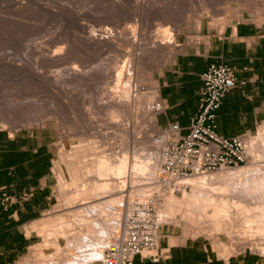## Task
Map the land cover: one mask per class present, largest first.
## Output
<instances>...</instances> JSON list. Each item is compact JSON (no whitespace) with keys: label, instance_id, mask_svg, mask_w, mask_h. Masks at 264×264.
<instances>
[{"label":"rangeland","instance_id":"1","mask_svg":"<svg viewBox=\"0 0 264 264\" xmlns=\"http://www.w3.org/2000/svg\"><path fill=\"white\" fill-rule=\"evenodd\" d=\"M256 3L264 5V0H243L241 2H237V0H0V130L48 126L57 132L51 188L53 205L44 219L35 224L36 228L39 229L46 223L55 222L58 215L70 209L68 198L74 194L75 189L80 188L83 178L96 176L93 172L95 171V158L100 153L98 151H102L106 147V145H103L105 146L103 147L102 144L108 142V140H102L98 137L99 133L97 132H105L107 126H111L108 123H112L110 122L112 119L113 122L116 121L117 125L119 122L118 126H121L119 128L122 129V133L119 128L118 133H115L118 135L116 137L118 139L115 140L116 144L122 142V145H118L122 147V151L126 149V145L123 144L126 143V139L134 136V138H130V140H133L137 136L139 141L137 140L134 145L131 142L129 145L131 152L129 151V153L135 152V155L138 154L141 159H147L145 161H154L151 162L154 163L153 165L156 164V166H152L154 170L160 163L159 169L157 168L159 173L157 172V179L155 180L150 175L143 174L142 176L139 172L137 173L139 178L133 176L134 174L131 175L133 177L130 179L123 178L126 179V184L128 183L127 188L137 183L136 187L134 185L135 189L147 190L146 188L152 187L150 189L156 195L160 193L162 195L159 194L161 200L158 201V207L160 209L161 204H164V199L171 194L165 192L161 187L159 188L160 155L162 150L172 141V136L165 129L160 128L158 124L157 130H152L150 126H147L149 124V114L155 115L156 120L159 115V112L155 109L160 101L153 84L158 83V75L180 51L182 44H193L202 39L200 37L202 26H209L210 28L221 26L223 28L228 19L241 17L243 14L252 16L259 24L264 23V10H258L255 7ZM201 4H205L207 9L200 10L199 6ZM196 11H198L197 15L201 21L199 28L196 27V19L193 16ZM219 13H222V15L216 16ZM161 29L166 31H161ZM104 32L109 33V40L113 39L112 45L102 43L103 45L98 46L89 41L91 36ZM161 32L165 36H162ZM157 38H159L158 40L163 38L162 40L166 39V41L170 38V41L168 40L170 44L174 43L172 52L166 50L170 54L160 50H158L160 52L154 51L152 48L154 43L152 42L157 41ZM146 50L152 53H146L149 52ZM163 61H165V64L162 66ZM73 68L75 73L72 72ZM77 68L80 70H77ZM119 73H121V76L118 75L119 78H117L116 74ZM52 80L57 83H53ZM125 88H128L130 94L127 93ZM112 100L117 105L112 103ZM114 107L118 111L114 110ZM85 109L89 111L87 110L88 114L83 115L86 112ZM112 112L115 113L114 118L111 116ZM2 122H5V124H1ZM88 122L95 124L92 127L93 131L91 130V132H95L94 134H88V131L84 133V127L89 125ZM127 125H129V129H127ZM125 128L127 131L133 129L134 134L130 131L128 136H125ZM259 129L264 130V122L259 125ZM259 129L254 133L243 134L248 136L246 141L253 138L254 141L258 140L257 143L255 141L256 147H259L261 143ZM110 130H107V134L112 131ZM109 136L107 137L110 138L111 136ZM256 136L259 138L256 139ZM147 139L150 140L151 147ZM98 140L101 141V145L97 142ZM81 143L85 148L86 155L80 148ZM98 146L99 148H97ZM250 152L257 158L258 154L256 152ZM148 157H151L152 160L151 158L148 160ZM93 158L95 161H93ZM83 163L85 165H82ZM248 167L250 166L244 168ZM86 168H92L93 171H91L92 169L90 173L84 171ZM83 172L88 176L86 177ZM216 173L218 172L210 174L215 175ZM129 180L135 183L130 184ZM78 184L80 185L78 186ZM129 184L131 186H128ZM135 189L132 187V190ZM184 191L190 192L191 188L181 189L172 195L182 199ZM135 195H132V197ZM128 196L129 194L125 197V200ZM106 207L104 206V209ZM192 207L194 205L189 208L192 209ZM120 208L123 211L120 212L121 214L119 213L121 215H119L120 219L117 216L119 220L124 216L127 207L125 209ZM106 210L108 211V208ZM175 210L172 218L169 217L168 213H166L167 215L164 213V218H167V221L162 218L161 228L169 229L170 234L173 236H181V241L189 238L192 243L206 248L214 257H223V252H221L223 248L217 243V240L220 239L227 245H231L223 232L219 230L218 234L217 230L215 231L213 228L214 225L212 223L207 224V221L205 224L203 222L199 225L198 223L187 224L181 220L183 209L178 206ZM209 213H213L212 208H209ZM91 215H93L92 219H96L98 209H95ZM69 217L71 218V216ZM119 220L116 224V230L120 223ZM187 227L188 232L191 233L184 238L185 228ZM238 228H235V230L240 229ZM102 229H99V236H96L100 241V245L102 244L99 246L100 248L97 247L99 242L97 243L96 239L94 241L89 239L86 242V250L80 254L75 252L71 254L81 256L86 264H99L112 237L111 231L106 236L104 227ZM213 232H216L215 237ZM207 234H210L212 238ZM38 235V245L35 252L43 256L37 264H62V259H64L66 253L55 249V237L52 239L51 236L49 239L46 234ZM248 237L264 239V235L260 237L255 230L248 232ZM261 243L263 246L262 244L260 246L264 247L263 240ZM64 245L65 242L62 243V247ZM94 247H97V249H94ZM259 248L248 245L241 252H251L258 256L264 264V255H262ZM93 250L100 251L101 259L98 255L99 259H95L96 256H93L92 259L90 255L91 258L89 256L87 258L83 257L88 255V251V253H91Z\"/></svg>","mask_w":264,"mask_h":264},{"label":"crops","instance_id":"2","mask_svg":"<svg viewBox=\"0 0 264 264\" xmlns=\"http://www.w3.org/2000/svg\"><path fill=\"white\" fill-rule=\"evenodd\" d=\"M200 29L202 39L182 44L158 75L163 105L158 126L166 129L169 122H177L182 135L188 134L200 108L201 75L211 66L226 65L238 82L217 112L216 133L225 138L254 133L264 122V23L243 14L228 19L223 28ZM56 138L48 126L0 130V188L12 197L26 196L12 208L0 206V264H26L25 257L38 245L39 235L31 229L53 205ZM180 238L161 228L157 245L162 258L137 256L135 264H263L251 252L214 257L189 238Z\"/></svg>","mask_w":264,"mask_h":264},{"label":"bare ground","instance_id":"3","mask_svg":"<svg viewBox=\"0 0 264 264\" xmlns=\"http://www.w3.org/2000/svg\"><path fill=\"white\" fill-rule=\"evenodd\" d=\"M241 1H243V0H237V2H241ZM256 1H258V0H256ZM142 6H143V4H142ZM255 7L258 10H264L263 4L256 3ZM199 9L200 10H206L207 6L205 4H201L199 6ZM197 13H198V11H196L193 16H195V19H196V23H197L196 27L199 28L201 26V21L197 15ZM219 15H222V13H219L216 16H219ZM164 23H166V22H164ZM161 31H164V30L161 29ZM101 32H103V31H101ZM169 33H172V32H169ZM161 34H163L162 36H165L163 32H161ZM167 36L168 35L166 34V37ZM109 38H110L109 33H107V32H104L101 34L96 33L95 35L91 36V38H89V41H92L91 43H93V44L95 43L99 46L100 44L103 45L104 43L111 44L113 42L112 41L113 39L111 38L109 40ZM158 39L159 38H157V41L152 42V43H154L152 48L154 49L155 52H160V51L166 52V50H169V51L171 50V52H172L173 47H174V43L171 41L172 44H170V42H169L170 38L168 39L169 41L167 40L168 42L166 41V39L162 40L163 38L161 40H158ZM139 45H141V44H139ZM104 46H106V45H104ZM144 49H145V47H144ZM149 50H146V51H149ZM158 50H160V51H158ZM146 53L150 54L152 52L149 51ZM168 54H170V52H168ZM165 61H163L162 66L165 64ZM72 70L71 71L74 72V68ZM77 70H80V69L77 68ZM81 72H82V70H81ZM120 72H122V71H120ZM77 73H78V71H77ZM70 74H72V73H70ZM72 75H71V77H72ZM78 75L80 77V73ZM116 75H117V78H119L121 76V73L116 74ZM118 75H119V77H118ZM75 76H77V75L75 74ZM51 79H53V78H51ZM56 79L58 80L57 77H56ZM75 79H76V77H75ZM49 80H50V78H49ZM52 81H53V83L56 82L54 80H52ZM118 81H119V79H118ZM153 86L157 90L156 93L158 94V92H159L158 91V85L156 83H154ZM126 89H127V93H129L128 88H125V90ZM130 92H131V90H130ZM73 95H75V94H73ZM107 95H108V93H107ZM75 98H76V96H75ZM76 99H78V98H76ZM110 100H108V101H110ZM129 100H132V99H129ZM108 101H107V103H108ZM132 101H134V100H132ZM137 101H139V100H137ZM112 103H115V101H113ZM136 103H138V102H136ZM112 107H113V105H112ZM120 107H121V105H120ZM113 109L115 110L116 108L114 107ZM87 110L88 109L84 110L86 112L83 115L88 114ZM131 114H130V116H131ZM135 114H133V115L135 116ZM113 115H115V113H113L111 116H113ZM115 117L117 118V116H115ZM113 118H114V116H113ZM112 120L110 121L112 123H108L111 126H107L108 128H110L112 130L111 131L110 129L107 128V130L111 131V132L109 131L110 132L109 134H107V132H108L107 130L105 132H102V131L97 132V133H99L98 137H100L102 140H104V139L108 140V142H106L107 144H102V146L106 145V147L103 146L105 148H103V150L101 149L102 151L97 149V150H99L98 152H100V153H98L97 157L95 158L96 159V162H94L96 164V165L94 164L95 167L93 166L96 172L93 171L92 168H91L92 170L90 168H86V170L84 169V171H87L89 173H90V170L93 171L96 174V176L94 175L95 177H88L86 179L83 178L82 184L81 185L78 184V186L80 185V188L78 187L79 189H75L74 194H72L68 198V201H69L68 204L70 205V207H69L70 209L66 210L65 213L63 212V214L58 215L57 220L55 222H51V224L46 223L42 228H39V229L36 228L34 225L31 229L32 231H35L38 234H46L47 238H49V239L51 236H52L51 237L52 239H53V237H55V239H54V240H56V248L55 249L66 253L64 259H62V264H86V263H84L83 258H81V256H75V255H72L71 253L75 252V253L80 254L84 250H86L85 249L86 248V242H88L89 239L93 240V241L96 239L95 241L97 243L99 242L97 247L101 246L102 244L100 245V241L96 237V236H99V229H102V227H104V230H105L104 232H106L104 234H106V236H107V234H109V232L111 231L110 234L112 235V233L116 230L115 229L117 226L116 224H118L117 221L120 219V217H119V215L121 214L120 212L123 211V210H121L120 207H123L122 209H125L126 207L128 208L129 203H130V199L132 198V195L136 194L138 196L145 197L151 192L152 188L150 189V187L146 188L147 190L140 189V188L135 189L137 183L134 184L135 187L132 184L133 185L132 187L135 190H132V187H129V188H131V190H129V188H127L128 183L126 184L127 178L130 179L133 176H137V173L139 172V174H141L142 176H143V174L144 175L147 174V175H150L152 177V179H154V180L157 179V172H158L157 170L159 169L158 167H160V163L158 164L159 165L157 167L158 169L155 167L156 170H154L153 169L154 167H152V166H156V164L153 165L154 163H151L154 161H145L147 159H145V160L141 159V157L138 156V154L135 155V152H132L131 154L129 153V151H130L129 145L131 144V142H133L132 145L137 143L138 139H137L136 135H135L136 138L133 140L132 139L130 140V138L132 136L129 139L128 138L126 139L127 140L126 143H123L126 145V149H125V147H123L125 149V151H122V149H121L122 147L118 146L119 144L122 145V142L117 145L116 141H115L118 139V138L116 139V137L118 136V135H116L118 133L117 130L121 126H118L120 124L119 122L117 125L116 121L113 122ZM114 120H116V119H114ZM145 120H147V119L145 118ZM126 123H127V121H126ZM148 123H147L148 124L147 126H150L151 127V128L149 127L150 129H152V130L156 129L157 130V120H156L155 115H153L152 113H151V115L149 114ZM1 124H5V122H2ZM93 124L89 123V125L85 126L84 130H83L84 133H85V131L86 132L88 131V134H90V133L92 134L93 132H91V130H92ZM108 124H106V125H108ZM128 126L129 125H127V127ZM127 129H129V127ZM127 129L126 128H125V130L123 129L124 133L126 131L125 136H128V133L130 131L132 132V130H133L131 128L132 130L127 131ZM89 130H90V132H89ZM100 130H103V129H100ZM120 130L122 133V129H120ZM259 131H260V138L258 137L259 135L256 136V139L258 137L260 139V142H261L259 144V147H256V145H255L256 140L254 141L253 137H251L253 139H249L248 141H246L247 148H248L249 152L253 151V152H256L258 154L257 158H259V159H258V161H256V163L252 164L248 168L243 167V168H239V169H230V170L226 169V170L219 171L215 175L204 174V175H201L199 177H191L187 180H184L183 183L189 185V187L191 188V191L190 192L184 191L182 199H179V198L173 196L172 194H170L169 196L167 195V198H165V199L163 198L164 204H161L162 206L160 205L161 207L159 209L161 219L163 218L165 221H167V218L166 219L164 218V213L165 214L168 213L169 217L172 218V216L174 214V210L176 209V207L180 206V208L183 209L182 210L183 215L181 216V220L185 221V223L191 224V225L198 223V225H199L200 223H203V222H204L203 224H205V222L207 221V224L212 223V225H214L213 228L215 229V231L217 230L216 232H218L220 230V232L224 233V235L228 238L231 245H227L226 243H224L220 239L217 240V243H219L221 245V247L223 248V251H221V252H223V257H229L230 255L240 254L241 251L244 250V248L248 245H254V247L257 246L258 248L260 247L259 250H261L262 255H264V247H262L263 244L261 243V241L262 240L264 241V239L263 238H261V239L256 238L255 239V238L248 237V232H253L254 230L260 237H261V235H264V154H263V152H264V134H263L264 130L259 129ZM148 134H146V135H148ZM107 136H109L110 138H108ZM132 138H134V136ZM99 140L97 142H99ZM145 141H144V143H145ZM148 141H149V143L147 141L146 142L151 147L152 144H150V140H148ZM257 142H258V140L256 141V143ZM81 144H78V145H81ZM100 145H101V143H100ZM76 146H77V144H76ZM76 146L74 145L75 148H76ZM82 146H83V144H82ZM82 146L81 147L79 146V147L81 148L83 153L86 155L85 148H84V146L83 147ZM107 146H108V148H107ZM97 148H99V146ZM151 150H153V149H151ZM135 151H136V149H135ZM87 154H89V153L87 152ZM250 154H251V152H250ZM85 155H83V156H85ZM150 158L148 157V160ZM151 160H152V158H151ZM85 161H87V160H85ZM93 161H95L94 158H93ZM82 165H85V164L83 163ZM132 174H134V175L131 176ZM84 175L86 176L85 173H84ZM124 177L126 179H123ZM129 183L131 184V183H135V182H133L131 180ZM120 184H122L121 186L124 188H122L120 186ZM130 184L128 186H131ZM159 188H160V186H159ZM126 189H128L127 193H126ZM158 190H160V189H158ZM128 191H129V193H128ZM158 192H160V191H158ZM124 193H126V194L124 195ZM122 194H123V196H122ZM128 194H129V196L127 197V200H125V197ZM159 194L160 193H158V195ZM254 198H256V199H254ZM253 199L255 200V202H253L254 201ZM191 205H194V207H192V209L189 208ZM104 206H107L106 208H108V211L106 210V208L104 209ZM209 208L213 209L212 214L209 213ZM95 209H98V215H96L97 216L96 219H92L93 215H91V214L94 212ZM177 209H179V208H177ZM69 216H71V218ZM117 216L119 219L117 218ZM112 219L115 220L116 222L115 221L112 222L113 221ZM105 227H106V229H105ZM237 227H239L240 229L238 228L239 230H235V228H237ZM188 230H189L188 227L185 228L184 238H186L187 236L190 235L191 232H188ZM102 231H103V229H102ZM195 232L198 233L197 231H195ZM215 233H214V237H215ZM53 234H54V236H53ZM192 234H193V232H192ZM218 234H219V232H218ZM204 235H206V234L204 233ZM207 235L209 237H211L210 234H207ZM63 242H65L64 247H62ZM261 244H262V246H260ZM97 247L96 248L94 247V249H97ZM35 248L33 247V249L31 250V253L25 257L24 262L26 264H37V262L41 261V258L43 255L36 253ZM61 248H63V249H61ZM238 250H240V251H238ZM88 252H87V254H88L87 256H83L84 258H87L89 255L92 257V259L95 256H96L95 259H97L98 256H99V258L101 257L100 253H99L100 251H96V250L94 251L93 250V251H91V253H88Z\"/></svg>","mask_w":264,"mask_h":264},{"label":"built area","instance_id":"4","mask_svg":"<svg viewBox=\"0 0 264 264\" xmlns=\"http://www.w3.org/2000/svg\"><path fill=\"white\" fill-rule=\"evenodd\" d=\"M201 80L200 108L188 134L182 135L177 122H169L165 129L172 141L161 152L158 182L171 194L186 190L189 185L183 182L191 177L239 169L258 161L247 148L245 138L248 136L225 138L216 133L217 112L226 94L238 82L234 69L226 65L211 66L201 75ZM155 110L163 111L161 101ZM25 198V195L9 196L4 187L0 188V206L5 209L18 205ZM160 200L153 190L145 197L135 195L130 199L99 264H135L137 256L154 261L162 258L157 245L163 224L158 207Z\"/></svg>","mask_w":264,"mask_h":264}]
</instances>
